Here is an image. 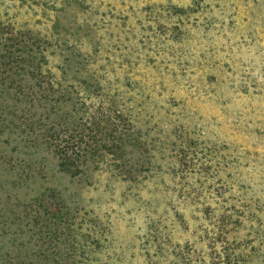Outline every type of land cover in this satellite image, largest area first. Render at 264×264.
<instances>
[{
	"label": "rangeland",
	"instance_id": "obj_1",
	"mask_svg": "<svg viewBox=\"0 0 264 264\" xmlns=\"http://www.w3.org/2000/svg\"><path fill=\"white\" fill-rule=\"evenodd\" d=\"M1 28L47 37L54 71L81 54L104 73L162 170L72 178L0 126V264L45 262L36 199L83 210L91 264H264V0H0Z\"/></svg>",
	"mask_w": 264,
	"mask_h": 264
},
{
	"label": "trees",
	"instance_id": "obj_2",
	"mask_svg": "<svg viewBox=\"0 0 264 264\" xmlns=\"http://www.w3.org/2000/svg\"><path fill=\"white\" fill-rule=\"evenodd\" d=\"M41 38L32 30L0 29V126L12 127L27 148L52 152L61 172L72 178L82 177L91 162L139 188L146 174L162 167L120 88L104 73L99 77L81 54L65 57L54 71L52 43ZM184 145L176 155L181 166L187 157ZM178 165L171 173L185 177ZM27 206L35 236L48 244L45 264H91L94 246L101 243L90 222L80 219L83 210L63 202L55 210L38 199Z\"/></svg>",
	"mask_w": 264,
	"mask_h": 264
}]
</instances>
